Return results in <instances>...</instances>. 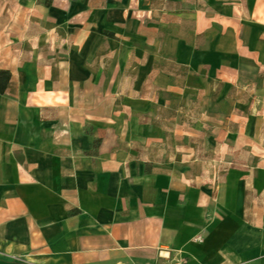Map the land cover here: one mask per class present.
I'll use <instances>...</instances> for the list:
<instances>
[{"label": "crops", "instance_id": "crops-1", "mask_svg": "<svg viewBox=\"0 0 264 264\" xmlns=\"http://www.w3.org/2000/svg\"><path fill=\"white\" fill-rule=\"evenodd\" d=\"M0 71V264H264V0H0ZM167 94L252 169L123 150L156 136L103 103Z\"/></svg>", "mask_w": 264, "mask_h": 264}, {"label": "rangeland", "instance_id": "rangeland-1", "mask_svg": "<svg viewBox=\"0 0 264 264\" xmlns=\"http://www.w3.org/2000/svg\"><path fill=\"white\" fill-rule=\"evenodd\" d=\"M156 90V86L148 88V92ZM144 101L142 97H138L131 104L124 103L123 99L112 101L111 104L109 101L103 103L107 110L110 105L117 108V115H123V122L136 117L140 123H148V132H144L141 138H145L147 134L156 136L148 148L140 140L130 139L132 142L121 146L123 150L141 160L150 158V165L174 170L187 182L198 187L216 188L221 183L222 174L235 167L252 169L247 164L231 162L245 161L248 149L239 151L222 147L221 141L231 137V134L211 129L210 122L203 115L201 102L193 103L192 106L188 98L167 94L163 106L158 105L157 99L152 101L151 116L145 113ZM133 111H136L137 116L132 115Z\"/></svg>", "mask_w": 264, "mask_h": 264}, {"label": "trees", "instance_id": "trees-1", "mask_svg": "<svg viewBox=\"0 0 264 264\" xmlns=\"http://www.w3.org/2000/svg\"><path fill=\"white\" fill-rule=\"evenodd\" d=\"M0 77H3L2 84L0 85V93H3L7 81L9 80V73L5 71H0Z\"/></svg>", "mask_w": 264, "mask_h": 264}, {"label": "built area", "instance_id": "built-area-1", "mask_svg": "<svg viewBox=\"0 0 264 264\" xmlns=\"http://www.w3.org/2000/svg\"><path fill=\"white\" fill-rule=\"evenodd\" d=\"M160 264H186V260L181 257H173L166 262L160 263Z\"/></svg>", "mask_w": 264, "mask_h": 264}]
</instances>
